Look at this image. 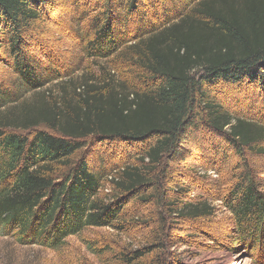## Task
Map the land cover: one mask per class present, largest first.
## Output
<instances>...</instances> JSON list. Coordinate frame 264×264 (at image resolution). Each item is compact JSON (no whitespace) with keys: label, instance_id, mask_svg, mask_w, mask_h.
<instances>
[{"label":"trees","instance_id":"1","mask_svg":"<svg viewBox=\"0 0 264 264\" xmlns=\"http://www.w3.org/2000/svg\"><path fill=\"white\" fill-rule=\"evenodd\" d=\"M64 1L0 0V64L11 74V83L0 78V233L57 250L85 229L125 233L130 203L152 204L154 241L145 251L112 249V264H162L156 249L166 244L167 218L212 214L205 202L178 203L171 194L176 162L202 157L189 143L207 127L220 140L207 144L209 160L198 162L217 170L229 150L239 157L222 200L237 234L233 240L255 248L264 236V182L247 153L264 154V117L253 105L255 95L240 111L216 99L222 85L241 90L253 83L264 90V0H180L191 6L185 13L167 5L161 10L156 0L150 6L145 0H95L90 13L82 0H67L73 2L69 13ZM60 7L72 24L80 22L82 56L72 62H100V74L88 67L74 89L71 75L80 64L59 66L39 36L48 33L47 15ZM115 69L133 78L122 80ZM36 89V102L24 99ZM95 141L130 146L140 154L138 163L95 162ZM137 208L145 213L146 207ZM85 241L99 256L111 249Z\"/></svg>","mask_w":264,"mask_h":264},{"label":"rangeland","instance_id":"2","mask_svg":"<svg viewBox=\"0 0 264 264\" xmlns=\"http://www.w3.org/2000/svg\"><path fill=\"white\" fill-rule=\"evenodd\" d=\"M94 1L82 0V10L91 13L96 9L93 5ZM149 1L145 0V4L148 6H150ZM155 2L161 10H163V6L167 5L168 9L175 12L180 11L181 13L187 12L191 7L189 2L180 0H156ZM63 4L64 6H61L63 9H69V13L74 12L71 11L73 2L66 0ZM61 7L51 13L50 16L47 15L48 19L44 21L49 34H40L39 36L45 37L43 41H45L46 50L48 49L47 53H51L59 60L57 62L59 66L67 67L72 64H80L71 75L73 77L71 88L74 89L84 81L88 67L92 69L89 68L95 75L100 74V67L98 66L100 62L96 63L87 58L81 60V62H72L79 55L82 56L80 50L77 51L79 48L76 45L78 40L82 41L83 39H78L77 36L79 32L76 27L80 26V22L72 24L70 18L63 17L64 10ZM83 26L85 27V25ZM41 56H43V53ZM44 65H49L47 59H44ZM5 69L0 64V78L5 77L6 79L8 77L6 81L11 83V80H9L11 74ZM120 70L115 69L114 72H118L122 80L130 82L131 77L133 78L132 73L127 71L122 73ZM119 77L114 76L116 81L119 80ZM53 81L56 82V80ZM238 88V86L222 85L217 89L218 94H216L219 98L216 100H224L229 106L235 105V111H240L242 109L240 106L250 103L254 99L252 96L255 95L254 97L257 99L253 100V105L257 111L262 112L264 117V90L253 83L241 86V90ZM258 89L260 94H258ZM245 90L247 94H245ZM252 90H255L256 94H252ZM37 92H39V89L25 93L24 99H30L32 103L36 102L38 99L36 97ZM197 132L200 135L199 140L190 142L189 147H193L195 151H198L197 147H200L203 153L197 152L198 155L203 154L202 157L209 160L207 155L210 156V152H208L206 145L216 139L220 140V137L207 127H202ZM202 138H205V140H202ZM90 149L93 153L91 157L95 162L98 158H104L110 161V165L114 164V167L121 165L124 161L136 164L140 155L132 150L130 146L116 142L109 144L95 141L91 143ZM228 153L223 164L217 170L208 169L207 164L198 162L202 157L193 159L190 164L187 163L188 159H181L176 162L174 175L178 183L172 188V182H170L169 185L167 184L168 186H165L166 189H169V187L173 189L171 194L178 203L181 201L189 203L194 199L198 202L207 203L211 207L212 214L196 219L184 218L176 214L169 216L167 218L169 224L166 244L164 248L156 249L159 258H162V264H264V236L259 239L253 249L251 244L246 245L233 240V236L237 234L231 220V213L223 204L222 198L231 189L234 181L233 175L237 172L236 169L240 160L233 149L229 150ZM247 154L249 160H252V165L258 167L259 173L263 174L260 180L264 182V154ZM91 157L90 159H92ZM168 161L170 162V159ZM104 187L107 188L106 191H109V182L105 181ZM130 205V213L125 216V220L131 226L129 231L124 233L110 227L85 229L80 235L68 236V244L57 250L46 247L39 242L20 244L12 232L9 235L0 233V264H109L110 262L112 264L114 260L112 261L113 253L111 250L117 249L118 246L126 247L130 251H145L147 246L154 241V234L151 232L158 225L157 214L152 204L142 205V203H137L135 205L130 203ZM137 207H146L143 210L145 213L140 216ZM138 220L139 223L136 222ZM143 221L148 223H143ZM259 236L261 237V235ZM85 240L99 241V247L109 244L111 249L106 251L104 255L99 256L98 253H93L92 248ZM152 256L153 253H150L146 257L147 261Z\"/></svg>","mask_w":264,"mask_h":264}]
</instances>
